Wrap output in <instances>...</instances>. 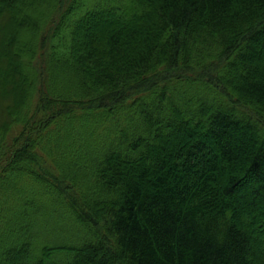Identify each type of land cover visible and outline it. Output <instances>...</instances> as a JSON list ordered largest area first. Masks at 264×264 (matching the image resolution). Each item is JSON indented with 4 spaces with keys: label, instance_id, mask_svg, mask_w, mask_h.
<instances>
[{
    "label": "trees",
    "instance_id": "obj_1",
    "mask_svg": "<svg viewBox=\"0 0 264 264\" xmlns=\"http://www.w3.org/2000/svg\"><path fill=\"white\" fill-rule=\"evenodd\" d=\"M0 111V264H264V0H0Z\"/></svg>",
    "mask_w": 264,
    "mask_h": 264
},
{
    "label": "rangeland",
    "instance_id": "obj_2",
    "mask_svg": "<svg viewBox=\"0 0 264 264\" xmlns=\"http://www.w3.org/2000/svg\"><path fill=\"white\" fill-rule=\"evenodd\" d=\"M0 116H1V120L0 121L4 120V114L2 113V111H0Z\"/></svg>",
    "mask_w": 264,
    "mask_h": 264
}]
</instances>
